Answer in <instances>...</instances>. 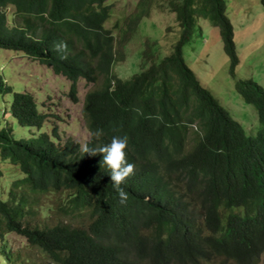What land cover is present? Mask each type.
Returning a JSON list of instances; mask_svg holds the SVG:
<instances>
[{"label":"trees","instance_id":"trees-1","mask_svg":"<svg viewBox=\"0 0 264 264\" xmlns=\"http://www.w3.org/2000/svg\"><path fill=\"white\" fill-rule=\"evenodd\" d=\"M104 1L0 0V47L21 50L70 77L72 101L78 100L77 77L95 82L102 76L84 96L85 144L98 149L113 136H126L135 169L121 185L128 194L121 204L103 154H85L56 127L43 129L48 113L34 95L13 91L15 125L35 131L17 137L14 125L0 126V171H8L0 193V259L21 264L19 251L5 241L16 232L54 264H258L264 253V87L252 76L236 75L228 0H141L115 24L118 39L105 26L111 8ZM157 2L166 17L173 15L161 37L175 29L177 38L159 59L150 52L155 43L146 39L144 59L122 77L114 66L126 59L124 42ZM8 4L16 7L13 24L5 15ZM202 19L219 29L235 89L257 112L255 134L245 132L185 61L183 45L201 32ZM0 91H12L1 76ZM48 192L68 200L54 207L31 199ZM38 210L84 217L78 225H30L26 216Z\"/></svg>","mask_w":264,"mask_h":264},{"label":"rangeland","instance_id":"rangeland-1","mask_svg":"<svg viewBox=\"0 0 264 264\" xmlns=\"http://www.w3.org/2000/svg\"><path fill=\"white\" fill-rule=\"evenodd\" d=\"M51 2L52 0H49V4ZM104 2H108L111 8L105 26L113 30L118 39L120 35L117 33L115 24L119 19L121 21L124 16L134 12L136 4L141 0H105ZM157 8L165 10L160 2L159 5L157 2ZM4 10L7 22L13 24L18 18L16 7L8 4ZM227 11L233 24L234 41L239 58L236 75L237 77L252 76L264 87V7L260 0H228ZM172 16L169 14L167 17H162L161 23L154 22L153 16L142 18L132 30L130 38L124 42L127 43L126 59L115 62L117 64L114 70L120 76L128 77L131 69H134L135 62L141 58L144 59L142 52L147 38L151 41L150 43H155L150 46V52L156 55L157 59L170 52L171 43H174L177 38V31L172 29L165 37L161 36L164 33L163 26L172 22ZM200 26L201 32L195 33L192 39L183 45L185 61L194 71L201 85L208 88L219 99L231 115L242 124L245 132L255 134L259 127L257 112L253 105L246 103L235 89L234 79L228 72L230 60L223 49L218 27L212 25L208 19L200 20ZM74 43L81 42L75 40ZM76 47L79 48L80 45L76 44ZM149 62L147 60V65ZM0 76L12 87L10 92L0 91V126L14 125L17 137L20 136L18 133L27 135L35 131L33 127L15 125L14 118L8 112L13 91H30L39 108L49 113L43 129L51 131L53 127H56L62 139L70 138L73 142H78L80 147L89 139L90 131L82 114V102L87 90L101 84V75L95 82L79 77L77 79L79 100L73 102L68 95L70 79L62 74L54 73L50 66L40 63L21 50L0 47ZM1 161L10 163L7 160L1 159ZM1 168L0 193L4 195L5 192L1 189L6 188L8 171L3 166ZM48 193L32 194L31 199H37L36 204L54 205V207L68 200V196L65 198L64 195L61 196L55 192ZM83 217L84 214L80 213H65L61 216L57 210H48V212L38 210L37 213L26 216V221L30 225L43 222L52 225L57 220H63L78 225L81 224ZM5 241L7 248L19 251L21 264H54L48 253L41 252L39 246L29 244L24 236L16 232H8ZM26 255L29 257L28 260L22 259ZM0 264L10 263L2 258ZM258 264H264V253Z\"/></svg>","mask_w":264,"mask_h":264},{"label":"clouds","instance_id":"clouds-1","mask_svg":"<svg viewBox=\"0 0 264 264\" xmlns=\"http://www.w3.org/2000/svg\"><path fill=\"white\" fill-rule=\"evenodd\" d=\"M156 5L157 4H153V9L151 10V15L148 16V17H151V16L154 17L157 12L164 11V9L155 8ZM154 9L156 10V13L153 14L152 12H153ZM143 17H147V16H142V18ZM141 20L139 22H141ZM153 21L156 22L155 19H153ZM156 23H161V21H158ZM54 73H56V72H54ZM57 74H62V73L59 72ZM62 75H64L68 79H70L71 82L73 81L67 75H65V74H62ZM79 77H81V76H79ZM79 77H77L76 80H75L76 86H77V79ZM69 86H70V84H69ZM91 88H94V87H91ZM84 96H85V94H84ZM78 100H79V98H78ZM83 100H84V98H83ZM82 104H83V102H82ZM46 113H48V112H46ZM48 116H49V113H48ZM48 116H47V118H48ZM47 118H46V120H47ZM101 135H103V130L102 129L97 130L96 136L99 137ZM127 149H128V138L126 136L125 137L113 136L112 139H111V142L109 144H107L105 146H102V147H100L98 149L89 148L86 144L81 146V150L85 154H89L91 156H96L98 154H103V160H102L101 163H102V165H106L107 168L110 170V179H111V182L113 184V187L115 188L116 192L118 193L119 202L121 204L126 203L127 200H128V194L124 191V189L121 187V185L125 183L126 179L130 175L134 174V170H135L134 169V165L128 162Z\"/></svg>","mask_w":264,"mask_h":264},{"label":"crops","instance_id":"crops-1","mask_svg":"<svg viewBox=\"0 0 264 264\" xmlns=\"http://www.w3.org/2000/svg\"><path fill=\"white\" fill-rule=\"evenodd\" d=\"M152 13L153 14L156 13V10L154 9ZM164 16L166 17L164 11H159V12H157L155 14L154 19H155L156 22H158V21H161L162 20V17H164Z\"/></svg>","mask_w":264,"mask_h":264}]
</instances>
